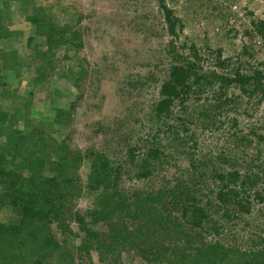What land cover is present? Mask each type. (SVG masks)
<instances>
[{
  "label": "rangeland",
  "instance_id": "374dc122",
  "mask_svg": "<svg viewBox=\"0 0 264 264\" xmlns=\"http://www.w3.org/2000/svg\"><path fill=\"white\" fill-rule=\"evenodd\" d=\"M164 3L183 24L177 44L194 45L207 58L201 63L203 68H211L209 63L214 54L211 56L210 52L219 48L222 56L230 58L234 65L238 59L244 70L248 67L245 62L256 65L264 60V39L247 35L254 32L253 22L264 19V0H164ZM34 17L44 25L34 24L31 20ZM65 27L68 32H61V36L72 38L73 32L72 39L81 43V48L60 41L59 32ZM7 32L11 35L4 36ZM47 36L53 37L54 42ZM171 39L158 0H0V112L5 114L0 151L7 156L4 166L14 177L26 180L31 173L29 164L46 158L48 163L60 162L74 184L68 193L61 188L67 195L61 207L63 213L50 224L47 233L69 256L52 255L47 260L50 264H104L99 261L96 249L89 253L80 249L87 233L90 238L93 231L110 238L116 233H113L116 226H110L113 222L93 224L87 213L102 190L101 186L92 190L88 183L96 155L101 154L114 166L121 167L117 185L126 203H132L136 197L139 200L145 195L155 196L161 190L169 191L186 182L192 173L190 163L204 155L227 153L235 155L239 162L241 156L249 157L247 160L254 158L256 164L264 162V146H260V158L253 146L242 148L235 140L239 133L234 135L235 130L229 128L227 120H222L219 129L192 125L195 144L186 140L181 143L183 146H175L178 141H173L169 133H156L152 106L158 99L159 84L167 76L170 61L165 45ZM244 49L248 52L245 55ZM234 92L239 94L237 90ZM202 99L192 98L194 101L190 103L194 105H190L193 107ZM245 102L226 116L237 119L238 132L247 138H251L250 130L264 134V127L260 128L264 103L256 105L255 99L250 104ZM186 136L180 133V138ZM148 145L167 148L169 154L163 164L158 165L155 160L149 163L150 173L138 178L137 174L144 170L139 161L141 153ZM129 148H135L133 158L128 156ZM44 173L51 177L47 166ZM208 182L209 186H215ZM14 193V190L5 192V184L0 181V223L14 225L21 219L22 205L13 207L7 203L13 200ZM37 200L32 207L45 205L43 198ZM53 202L58 203L56 198ZM75 215L84 217V226L77 223ZM113 220L133 224L124 214ZM228 223L224 233L227 238L222 237L227 244L236 240L233 235L236 238L239 234L262 235L264 203L254 201L250 215ZM28 225L23 240L17 243L15 252L19 259L14 264H27L29 259L40 255V249L36 244L30 246L28 238L31 230L39 226ZM146 229L151 236L147 246L158 242L156 235L150 234L151 227ZM44 233L42 228L36 235L43 237ZM117 255L115 264H144L136 249L121 246Z\"/></svg>",
  "mask_w": 264,
  "mask_h": 264
},
{
  "label": "trees",
  "instance_id": "16d2710c",
  "mask_svg": "<svg viewBox=\"0 0 264 264\" xmlns=\"http://www.w3.org/2000/svg\"><path fill=\"white\" fill-rule=\"evenodd\" d=\"M158 3L167 34L173 39L165 45L170 63L167 76L159 84L158 99L152 106V120L157 125L156 133H169L173 141H178L175 146H183L181 143L186 140L195 144L192 125L197 128L201 126L200 128L204 129H219L223 125L222 120H227L229 128L235 130L234 135L239 133L235 140L241 147L249 149L253 146L252 149L260 158L264 134L250 130L251 138L241 135L238 132L237 119L228 118L226 113L236 111L245 101L250 104L251 99H255L256 105L264 103V60L256 65L245 62L248 67L244 70L238 59L234 65L230 58L222 56V50L219 48L210 52L211 56L214 54L209 63L211 68H203L201 63L207 58L192 44H177L176 38L178 32L182 31L183 24L173 9L165 5L164 0H158ZM31 20L38 27L44 25L38 18ZM253 25L254 32L251 31L252 33L247 35L252 38L258 35L264 39V19L256 20ZM61 32L67 33L68 28H62L59 32L63 44L81 48V43L73 41V32L70 35L72 38L67 39L61 36ZM48 33L52 35L51 32ZM5 34L1 35H11L10 32ZM47 37L54 42L53 37ZM247 53V49H244L243 54ZM234 90L239 94H235ZM204 94L206 96L202 99ZM192 98L196 101L202 99V102L192 107ZM243 113L249 115L245 110ZM4 120L5 114L0 112V134ZM261 121L260 128L264 127V114ZM181 132L187 134L186 138H180ZM20 138L23 139V135ZM134 149H128V156L131 158L134 157ZM166 149L148 145L139 160L144 170L137 174V177L143 178L150 173L147 168L153 160L157 161L158 165L163 164L169 154ZM258 156L255 157L259 160ZM95 157L91 164L93 175L88 183L92 190H98L99 186L102 190L87 213L93 224L113 222L110 226H116L113 229V233H116L111 238L105 233L98 235L100 232L97 231H93L90 238L87 233V240L80 245V249H85L87 253L96 249L101 263L115 264L119 257L117 253L122 246L128 250L136 249L144 264H264V229L262 235L258 236L244 237V234H239L236 238V235H233L236 240L229 244L222 238L226 225H229L228 221L250 215L254 201L264 203V162L256 164L254 158L247 160L249 157L242 156V161L239 162L235 155L227 153L204 155L198 161L190 163L192 173L186 182L179 183L169 191L161 190L155 196L145 195L139 197V200L136 197L132 203H126V198L119 193L117 185L122 175L121 167L114 166L101 154ZM6 161V154L0 151V181L5 184V192L15 191L13 200L7 203L13 207L22 205L23 208L18 223H0V264H14L18 261L19 255L15 252L18 251L17 243L23 240L22 234L23 231L26 233L28 224L39 226L31 230L28 238L30 246L36 244L40 249V255L38 258L29 259L27 264H50L47 260L52 255L69 256L62 251V246L47 234L50 224L58 221L63 213L61 207L64 206L67 195L63 194L61 188H65L68 193L74 186L73 180L66 176L64 166L59 165L60 162L48 163L46 158L34 160L28 167L31 171L28 178L20 180L14 177L10 169L5 168ZM45 166L51 177L42 174ZM209 180L215 186H209ZM166 194L169 198L165 202L163 198L168 197ZM37 198L45 200V205L41 208L31 206ZM54 198L58 202L57 206L53 202ZM24 199L28 201L25 202ZM202 199H205L204 203ZM218 213L220 215L217 217ZM123 214L133 224L123 225L118 221L114 223V217L118 215L121 218ZM75 217L79 225H85L84 217ZM223 221H226V224ZM148 226L151 227L150 234L156 235L155 240L158 242L147 246L146 243L151 237L146 234ZM42 228L45 229L44 236L37 237L36 233L41 232Z\"/></svg>",
  "mask_w": 264,
  "mask_h": 264
}]
</instances>
